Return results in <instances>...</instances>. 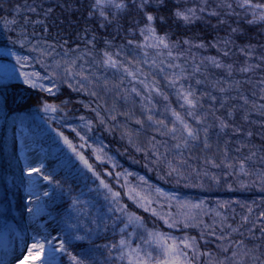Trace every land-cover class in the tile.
<instances>
[{"label":"trees","instance_id":"1","mask_svg":"<svg viewBox=\"0 0 264 264\" xmlns=\"http://www.w3.org/2000/svg\"><path fill=\"white\" fill-rule=\"evenodd\" d=\"M255 2L264 3V0ZM227 3H231L232 8L222 11L223 9L218 6L225 5V0H206V3L205 0H163L162 4H157L153 0L145 11L157 17L155 22L157 32L160 35L167 34L169 41L176 45L173 57L157 58L154 49L136 47L144 40L140 29L144 27L146 19L144 11L139 10L132 0H128L127 10L119 14H114L113 10H106L111 22L103 19L98 10H94V0H0V46H11L19 52L40 58L51 73L54 71L55 61L82 56L77 64L95 73L98 78L94 87L86 84V90L74 91L68 86L69 83L75 84L74 81L65 82V79L56 77L57 88L52 94L20 80L0 82V219L7 217L15 225H20L21 217L26 216L25 211L28 207V202L20 190L13 191V205L8 196V191L12 188L7 184L8 175L13 174L16 179L20 178L16 168V140L13 134H9V128L13 123H21L27 125L47 147L49 156L45 164L46 173L51 174L53 180L60 181L62 185L61 192L60 188L52 184V194L45 199V203L55 212V216L62 215L66 210L70 193L75 195L83 190L86 193L84 198L99 199L95 192L88 194L89 189H94L98 181L94 183L92 174L82 168L75 154L57 135L58 129L74 144L80 145L83 142L77 133L72 131V128H76L81 135H86L87 142L102 147L105 154L113 157L122 170L138 172L148 181L177 194L199 200L203 198L210 202L216 200L242 202L249 199L247 201L251 202L249 203L251 212L248 211L247 217L252 219L253 227L250 229L253 230L247 233V224H242L247 229L239 228V232L231 234V240H243L247 245L263 242L264 232L261 229L264 228V214L260 212L264 210V205L261 206L260 201L264 200V180L260 176L264 174V114H262L264 110L253 108V105L264 104L262 99L264 84L261 83L264 81V59H261L264 57V22L248 23V20L252 19L251 13L246 15V9L239 7L237 0H227ZM202 8L206 10L200 11ZM188 9L197 10L196 16L199 18L192 23H186L175 15L177 10ZM212 11L219 15H209ZM159 17H163V21ZM233 29L238 31L233 32ZM185 40L190 43H184ZM225 40L230 41L227 46L223 44ZM130 41L132 43H129ZM200 43L206 47L195 46ZM50 45L54 46V51L49 48ZM39 49L51 54L43 55ZM241 49L250 51L251 55L246 56ZM105 51L114 55L119 52L116 59L123 60L125 64L132 60L149 59V63L142 64L141 67L148 75L149 81H157V86L168 97V100H164L163 97L153 94L155 108L152 114L156 119L169 122V126L174 118L170 112H165V107L185 115V108L180 107L183 101L176 95L177 88L170 87L166 79L171 77L172 71L166 64L161 65L165 70L160 71L152 67L150 61L157 59L158 64L161 60L177 63L190 74L189 78L182 82L185 86L191 84L200 98L197 112L207 116L205 123L210 126L209 143L212 147L206 150L200 142H193L191 149L184 153L183 159L187 160V165L182 176L178 177L175 173L168 175V167L164 163H157L155 152L151 149L153 136L161 153L165 151L163 147H159L161 142L170 147L174 141L162 136L149 122L143 125L136 123L137 119L146 118L147 113L144 112L142 103L147 102L134 94L125 98L119 90L104 89L103 80L111 84L123 79L122 71L105 68L97 63ZM145 51L148 57L143 56ZM225 51L228 52L227 56L224 55ZM84 53L91 55H83ZM178 53L182 55H177ZM208 57H215L225 65H232L231 74L226 68L212 66L206 59ZM195 65H200L201 71L191 75ZM246 66H253V70L248 72L239 70ZM197 80L203 83L197 84ZM217 81L220 83L217 84ZM136 86L142 88L141 85ZM124 87H130L127 79L124 80ZM221 87L229 90L222 93L219 91ZM91 91H96L97 95L92 96ZM204 93L207 95H202ZM212 96L216 99H210ZM241 96L247 97L248 104H244ZM45 103L60 106L63 111L46 113L43 111ZM222 103L224 107H221ZM94 108L99 111L106 123L99 122L96 112L92 111ZM110 112L117 115L115 121L111 120ZM129 112L132 113L131 117L120 115ZM229 112L232 113L231 116ZM81 116L93 122L91 132L83 128L85 121L79 119ZM186 119L192 122L190 117ZM221 120L230 126L221 130L219 126ZM192 123L196 126L195 122ZM126 131L135 133L133 143H129L128 136L124 134ZM248 132L252 135L248 136ZM137 148L142 150L138 151ZM93 149L90 146L80 150L88 157L96 171L100 172L113 188L121 192L123 202L128 205L130 211L139 216L144 214L143 219L147 215L152 217L151 212L137 207L124 196V190L118 189L114 183L116 181L114 175L111 177L105 175L104 170L108 168L109 162L97 161ZM252 153H255V156L246 160L245 158ZM174 155L175 152H170L168 159L171 160ZM206 159L214 160L220 167H213L211 163L206 164ZM240 162L245 163L246 170L251 175L240 172ZM227 164L233 167L229 168ZM205 172L209 175H204ZM212 177H216L218 182ZM13 206L18 214L12 211ZM225 208L229 209V206L226 205ZM238 212L240 213L235 215L230 211L222 214L227 217L226 224L231 225L230 217L236 222L240 220L239 214L246 216V213ZM155 217L158 222L152 228L156 230L167 228L162 220ZM143 221L147 224L145 220ZM217 225L219 224L215 226ZM215 230L217 236L227 235L228 232L225 228L222 233L220 226ZM128 231L130 232V229ZM119 238V233L110 228L107 232L94 233L86 240L73 241L71 251L81 254L86 264H113L109 259V251L102 246ZM214 238L217 248L219 244L224 243ZM130 239L133 244L141 243L137 237ZM197 240L205 243L206 239L198 235ZM206 244L210 248L209 243ZM62 263L67 264V259L62 258Z\"/></svg>","mask_w":264,"mask_h":264},{"label":"snow or ice","instance_id":"2","mask_svg":"<svg viewBox=\"0 0 264 264\" xmlns=\"http://www.w3.org/2000/svg\"><path fill=\"white\" fill-rule=\"evenodd\" d=\"M136 7L144 11V16L146 23L143 28L140 29L141 35L144 36V40L136 45L137 48L144 49H154L157 58L159 57H173V49L176 47L168 39L167 34L160 35L155 27V22L157 17L150 12L145 11V9L153 3V0H132ZM157 4H162L163 0H155ZM206 3V0H205ZM237 4L241 8L246 9V15L251 13L252 19L248 20V23H259L264 22V3L255 2V0H237ZM227 8L231 9V3H227L225 0V5ZM94 10L99 11V15L108 22L109 20L108 12L106 10H113L114 14H119L127 10L128 0H94L93 4ZM206 9H200V11H205ZM196 9H188L186 11H179L175 15L184 20L186 23H192L195 19L199 17L196 16ZM233 14H236L233 12ZM209 15H219V13L212 11ZM163 21V17H159ZM238 31L233 29V32ZM129 43H132L131 41ZM184 43L189 44L190 42L185 40ZM230 41H223V44L227 46ZM196 47H206L205 44L200 43L195 45ZM214 47L216 45H213ZM54 51V46L50 45ZM250 49L251 46H248ZM43 55H50V52H46L43 49H39ZM246 56H250V51H245L241 49ZM83 55H91V53H84ZM119 55L117 52L115 55L111 52L105 51L103 53L102 59L97 63L105 68H112L122 71L123 79L119 82L111 83L107 80H103L102 84L106 91L119 90L125 96L131 97L133 94L140 97L142 101L147 103H142V108L145 113H147L145 119H137L136 123L143 125L145 122H149L151 125L155 126V130L159 132L162 136H167L173 144L169 147L166 143L161 142L159 147H163L165 151L161 153L158 150L157 144L155 143L156 138L152 137L151 149L155 152L157 163H164L169 171L168 175L175 173L178 177L182 176V172L187 165V160L183 159L186 150H190L193 146V142H200L203 144L204 149H211L212 145L209 143V128L210 126L205 123L207 116L201 115L197 112L200 107V98L197 97L195 91L191 84L185 86L182 81H186L189 78V73L187 70L177 63H167L166 60H161L158 64L157 59H151L150 65L152 67L158 68L160 71H164V67L161 65L166 64L167 68L172 71L171 77H166L170 87L177 88L176 95L180 100L183 101L180 107L185 108V115H181L175 109L170 107H165V112H170L174 118L170 122L156 119L152 114L155 108V103L153 101V94L163 97L164 100H168L167 95L161 91L157 86V81H149L148 75L143 71L141 67L142 64L149 63V59H142L140 61H129L127 64L123 60L116 59ZM177 55H182L178 53ZM224 55L227 56L228 52L225 51ZM144 57H148L147 51L143 52ZM27 60V57L20 58ZM82 56H77L71 60H57L54 62V71L51 76L41 75L39 72H33L31 74L24 73L26 82H30L32 87H40L43 90L53 93L52 88H47L43 84H38L39 80L43 79H53L54 77H59L67 80L74 81L75 84L69 83L68 86L74 91L86 90L85 85H96L97 76L95 73L89 72L88 69L84 68L82 65L77 64L78 60H81ZM212 66L215 68H226L231 74L233 70L232 65H225L218 61L215 57L206 58ZM261 59H264L262 57ZM258 67V65H257ZM241 72H248L253 70V66H246L239 69ZM201 71L200 65L194 66V71L191 75L199 73ZM127 79L130 87H124V80ZM197 84L203 83V81L197 80ZM217 84L220 81L216 82ZM238 83V82H237ZM264 84V81H261ZM136 85H141L142 88ZM232 86L230 85L229 88ZM229 88L221 87L220 92H227ZM92 96H96V91H91ZM202 95H207L204 93ZM210 99L215 100L216 97L212 96ZM241 100L244 104H248L247 97L241 96ZM264 99V97H262ZM224 107V103L221 104ZM253 108L258 110H264V104L253 105ZM43 111L46 113H57L62 112L63 109L60 106L45 103L43 105ZM92 111L96 112L97 117H99L100 123H106L105 119L100 116L99 111L94 108ZM264 114V111H262ZM111 120L115 121L117 115L109 113ZM120 115L132 116V113H120ZM231 116L232 113L229 112ZM186 117H190L192 122H195L196 126L190 122ZM55 119V117H52ZM81 121H85L83 128L88 132H91L93 122L86 120L85 117L81 116L79 118ZM247 119V116H245ZM221 130L227 129L230 125L224 121H220ZM65 127H70L65 125ZM57 135L63 140L64 145L70 149L72 153L75 154L76 158L82 165V168L87 172H90L98 184L94 189H89L91 194L95 192L99 199H86V193L83 190L75 195L69 194V203L62 215L54 216L49 210V205L43 202V197H49L51 194L48 191L43 192H30L32 193L28 197V203L33 206L26 208L29 218V231L16 232V236L20 239L21 249L20 255L16 258L13 264H21L23 260L27 259V255L33 253L34 250L42 252L44 255L39 261V264H62V258L67 259V264H86V260L81 254L74 253L71 251L73 241H83L88 239L94 233L99 234L100 232H107L110 228L117 231L120 238L115 242H110L103 245L105 249L109 251V259L113 261V264H198V261L204 257H207L205 264H247L249 258H251L252 264H264V260L260 256L253 255L254 249H249L243 240L232 241L231 234L239 232V227H233L230 224H226L227 217L222 216L220 212H216V217L219 220H214L213 224H208L203 220V216L208 215L204 209V202L192 203L191 201H182L176 195L164 194L162 189L156 188L155 193L157 196H165L168 211H157V208L152 207L153 203L163 209L164 205L160 204L158 198H155L151 191H147L139 186H134L128 182L127 177L132 175L127 172H117L116 184L120 189H124V196L131 200L137 207L142 208L146 212H151L153 216H157L162 220L170 229L173 228H200L209 229V231H201V238L205 235L216 237L221 243L218 245V253L213 251H202L199 248V241L196 237H191L185 235L183 237H175L169 233H164L161 231L153 229H148L145 225L143 218L137 215L135 212L129 210L128 205L123 202V197L121 192L113 188L104 176L100 172L96 171V168L92 163L89 162L88 157H86L80 149L90 147L87 144L86 135H81L76 128H72V131L77 133L81 143L76 145L67 136L64 135L63 131L58 129ZM129 138V143H133V136L135 133L126 131L124 133ZM248 136L252 133L248 132ZM138 151L142 150L137 148ZM170 152H175L176 155L170 160L168 159V154ZM93 155L97 161L100 163L105 162L106 154L103 152V148H94ZM255 153H252L246 160H250ZM108 162L111 163V158H107ZM205 163H211L213 167H220L216 164L214 160H205ZM227 167L231 168L233 165L227 164ZM44 165L41 164L39 167L30 168L28 170V175L31 177L34 174H38L42 179L49 181L54 184L57 188L63 191L60 181L53 180L52 175H44L42 171ZM113 167H116L113 164ZM239 170L241 173L251 175L246 170V165L244 162H240ZM105 175L111 177L113 173L104 170ZM204 175H209L205 172ZM121 178L124 179V183H121ZM217 179L216 177H212ZM264 180V174L260 176ZM143 177L140 180L143 181ZM218 182V179H217ZM150 187V186H149ZM102 193V195H101ZM34 197V199H33ZM175 208V211L172 209ZM251 212V209H249ZM47 216L51 220V224L48 222H42L40 217ZM245 222L248 221V217H243ZM219 224L220 230L223 233L225 228H227V235L221 234L217 236L215 225ZM242 226V225H241ZM131 227L132 231L129 232L128 229ZM138 229H143L144 234L138 235ZM264 232V228L261 229ZM83 233V234H81ZM243 235V233H240ZM130 237H137L141 240V243L133 244ZM208 241L205 240V243ZM235 246V247H234ZM230 253V254H229ZM264 256V253L261 254ZM222 256V259L220 258ZM0 264H3L0 261Z\"/></svg>","mask_w":264,"mask_h":264},{"label":"rangeland","instance_id":"3","mask_svg":"<svg viewBox=\"0 0 264 264\" xmlns=\"http://www.w3.org/2000/svg\"><path fill=\"white\" fill-rule=\"evenodd\" d=\"M218 7L222 8L223 9L222 11H226L228 9L224 5H220ZM18 57L20 58L27 57L28 59L18 60ZM49 70H50L49 67H47L44 64V62H42V60L38 57H34L33 55L19 52L11 46H0V81L21 80V81L26 82L24 73L27 72L31 74L33 72H39L41 73L42 76L43 75L51 76L52 73L49 72ZM56 80H57L56 77H54L53 79H43V80H39L38 84H43L45 87L52 88L53 90H55L57 88ZM28 83L31 84L30 82ZM9 134H13V136L16 139L17 146L19 149L18 157L16 161L18 164V170L21 175V181H19L20 183L17 185L16 178L13 175H10L7 178L8 184L13 185L14 188L18 187V190H20V192H22L27 197V199L32 194L30 192V189L32 190V192L48 191L49 193H51V183L49 181L42 179L38 174H34L31 177L28 175V170L30 168L39 167L41 164L45 165L46 158L48 157L46 148L39 142V140L33 135V133L27 127L23 125L13 124V126L9 129ZM87 144L92 146L93 148H100V146L94 145V143L90 141H88ZM107 158H111V163H109L107 170L113 173L115 180H116L115 173L117 172L131 173L132 175H129L127 177L128 182H130L134 186H139L147 191H151L153 196L159 199L160 204L164 205V208L160 209L154 202L152 207L157 208V211L167 212L168 207H167V203L165 200V196L163 195L157 196V194L155 193L156 188L162 189L164 194L176 195L182 201H191L192 203H199L203 201L204 209L208 213V215H205L202 218L208 224H213L214 220L220 219L219 217H216L215 215L216 212L225 214L226 211H230L231 213H233V215H235L236 213H240L238 211H241V213L243 214L246 213V216H247V213L249 211L248 209H250L251 207V205H249V203L251 202L247 201L249 199L243 200L242 202H238L236 200H231V201L229 200L228 201L227 200L217 201L216 200V201L210 202L203 198L199 200V199H194L187 195L177 194L174 191L165 189L157 184H154L148 181L146 177H144L142 174L138 172L130 171V170H125V171L122 170V168L119 167V165L115 162V159L108 154H106V158H105V160L108 162ZM113 164H115L116 167H113ZM42 171L44 172V175H47L45 173L44 167ZM140 177L144 178L143 181L140 180ZM114 183L116 184V181ZM121 183H124L123 178H121ZM117 188L120 189L118 186ZM44 198L45 197L42 198L43 202H44ZM260 204L261 206L264 205V200L263 202L260 201ZM226 205L229 206V209L225 208ZM172 210L175 211V208H173ZM260 213L264 214V210H262ZM140 216L142 218L145 217L144 214ZM244 216L239 214L240 220H237L236 222H234V220L231 219L230 217L229 221H232L230 223L231 225L233 223L232 225L233 227H238L239 225V228H246L245 225L247 224L248 229L246 228L247 229L246 232L249 233L251 232V230H253V229H250L253 227L251 225L252 219H248V221L245 222L243 220ZM40 218L42 222L46 221L49 224H51V220L47 216H42ZM143 220L147 222V224L145 225L147 226L148 229H153L152 226L156 225L158 222V219L155 216L149 217L148 215ZM7 224H8V220H5L0 226V261H2L3 264H13L16 258L20 255V249H21L20 239L15 234L16 232H21V234H23V231H29V230L27 227L22 225L21 229L18 228L14 230L12 233H10V229L7 227ZM242 224H245V225H242ZM218 226L219 225L215 226V229H217ZM129 229L131 232L132 231L131 227ZM158 231L169 233L175 237H183L185 235H188L191 237H196L197 239V236L201 234V231L207 232L209 231V229H200V228L170 229L167 226V228L163 230H158ZM143 234H144V230L138 229V235H143ZM203 238H205L208 241L210 248L207 247L206 243L199 242L200 250L213 251L214 253H216V251H218V248H217L216 242L214 241L215 238L211 236H207V235H205ZM210 240H212V242H210ZM245 243H248V242H245ZM245 245L249 249H254L253 255L260 256L261 259L264 260V256L261 255L262 253H264V241L259 242V244H251V245L245 244ZM43 255L44 254L42 252L34 250L32 254L27 255V259L23 260L21 264H39V261L41 260ZM220 258L222 259V257ZM206 260H207V257H204L198 261V264H205ZM247 264H252L251 258H249ZM257 264H259V261L257 262Z\"/></svg>","mask_w":264,"mask_h":264}]
</instances>
